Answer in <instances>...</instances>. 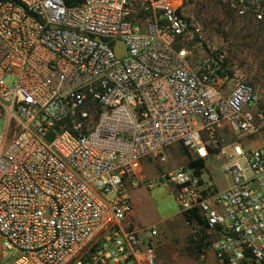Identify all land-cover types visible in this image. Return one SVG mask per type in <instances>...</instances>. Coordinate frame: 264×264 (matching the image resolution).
Wrapping results in <instances>:
<instances>
[{"label":"built area","instance_id":"obj_1","mask_svg":"<svg viewBox=\"0 0 264 264\" xmlns=\"http://www.w3.org/2000/svg\"><path fill=\"white\" fill-rule=\"evenodd\" d=\"M219 2L264 23V0ZM180 6L0 0V261L157 264L158 230L135 222L129 188L145 157L180 145L204 161L164 176L181 213L203 219L186 222L218 264H264V146L242 144L264 134V105Z\"/></svg>","mask_w":264,"mask_h":264},{"label":"rangeland","instance_id":"obj_2","mask_svg":"<svg viewBox=\"0 0 264 264\" xmlns=\"http://www.w3.org/2000/svg\"><path fill=\"white\" fill-rule=\"evenodd\" d=\"M178 3L184 18L200 28L205 43L226 52L234 78L251 86L264 105V23L236 17L219 0H178ZM6 82L10 84L12 80ZM3 126L4 120L0 119L1 130ZM242 144L264 146V134L244 137ZM161 153L165 157L161 163L157 154L142 160L144 182L129 188L135 222L139 226H156L158 234L153 243L157 264H218L209 244L199 251L194 248L190 236L197 228L186 222L175 198V188L164 178L167 171L189 163L187 150L172 145ZM205 163L219 189L230 185V178L221 171V158L212 155ZM149 182H153L152 188H147ZM15 257V253L10 254L0 264H13Z\"/></svg>","mask_w":264,"mask_h":264},{"label":"trees","instance_id":"obj_3","mask_svg":"<svg viewBox=\"0 0 264 264\" xmlns=\"http://www.w3.org/2000/svg\"><path fill=\"white\" fill-rule=\"evenodd\" d=\"M190 166H196V168L202 167L204 165V161L203 160H193L189 162ZM183 216L185 217V220L187 219H191V218H195L197 220L198 223H203V219L202 217L198 214L197 211H193L191 213V215H186L183 214ZM205 235L203 233V229L198 230L195 234H192L190 236V241L193 243L194 248L196 250H200L202 247H204L205 245H207V242H204Z\"/></svg>","mask_w":264,"mask_h":264},{"label":"water","instance_id":"obj_4","mask_svg":"<svg viewBox=\"0 0 264 264\" xmlns=\"http://www.w3.org/2000/svg\"><path fill=\"white\" fill-rule=\"evenodd\" d=\"M114 52L118 57H122L125 52L124 43L120 40H117L114 44Z\"/></svg>","mask_w":264,"mask_h":264}]
</instances>
